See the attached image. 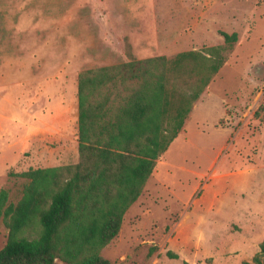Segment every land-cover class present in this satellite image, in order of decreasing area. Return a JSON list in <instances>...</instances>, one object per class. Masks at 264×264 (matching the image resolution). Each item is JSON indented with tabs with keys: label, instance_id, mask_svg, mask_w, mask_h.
<instances>
[{
	"label": "rangeland",
	"instance_id": "obj_1",
	"mask_svg": "<svg viewBox=\"0 0 264 264\" xmlns=\"http://www.w3.org/2000/svg\"><path fill=\"white\" fill-rule=\"evenodd\" d=\"M220 31L236 40L224 42ZM205 47L223 63L100 254L114 264H255L264 239V122L253 115L264 105V0H0V189L8 201L24 180L16 173L77 159L74 127L59 144L49 136L13 155L24 128L10 119H24L28 90L38 111L63 96L68 112L80 70ZM5 240L0 222V248Z\"/></svg>",
	"mask_w": 264,
	"mask_h": 264
},
{
	"label": "trees",
	"instance_id": "obj_2",
	"mask_svg": "<svg viewBox=\"0 0 264 264\" xmlns=\"http://www.w3.org/2000/svg\"><path fill=\"white\" fill-rule=\"evenodd\" d=\"M222 63L216 47H205L80 70L77 161L16 173L24 180L15 202L0 189V264H114L100 249ZM253 115L264 122V105ZM252 262L264 263V239Z\"/></svg>",
	"mask_w": 264,
	"mask_h": 264
},
{
	"label": "crops",
	"instance_id": "obj_3",
	"mask_svg": "<svg viewBox=\"0 0 264 264\" xmlns=\"http://www.w3.org/2000/svg\"><path fill=\"white\" fill-rule=\"evenodd\" d=\"M76 76H77V74H76ZM25 84H26V87L31 85V83L29 84L28 82ZM26 90H27V88H26ZM33 96H34L33 92L29 91V90L24 95V97H25L24 109H23L24 110V113H23L24 119L18 118L17 120H12V119H14V117L11 116L10 120L13 123H17V124L23 126V128H24V133H23L21 145L12 151L13 155L16 153L18 156H20L22 154V151L23 152L26 151V152H30V153H31V151L32 152L36 151V148H37L36 145L40 144L42 146H45V144H44L45 140L49 136L55 137L56 143L59 144L60 143L59 141L64 140L65 133H69L68 135H70V133L74 130V128H75V131L77 132L76 77H75L76 107L74 110L66 112L67 110L64 107L66 99L63 96L62 97L56 96V98L51 99L50 104L48 103L45 111H43L44 110L43 107L41 108L40 111H38V109H37L38 105H36L33 102V98H34ZM193 102H192V104H193ZM21 109H22V107L20 108V110ZM192 109H193V107L192 108L190 107L189 111L187 112L188 115L191 114ZM38 112H39V114H38ZM187 114H186L185 118L183 119L181 129L183 127H185V125L187 123ZM181 129L176 133V136L172 140H174L180 136L179 135L180 132H183V129L182 130ZM36 141H37V143H36ZM12 143L13 142H10L9 146L10 145L14 146L15 144H17L16 141H14L15 144H12ZM76 146H77V137H76ZM76 154H77V150H76ZM42 157H43V159H46V155L41 154L40 160H42ZM76 161H77V159H76ZM71 164H73V163H71ZM63 165H65V164H63ZM55 166H59V165H55ZM45 167H53V166L46 165L43 167H36V168H45ZM31 169H34V168H31Z\"/></svg>",
	"mask_w": 264,
	"mask_h": 264
}]
</instances>
